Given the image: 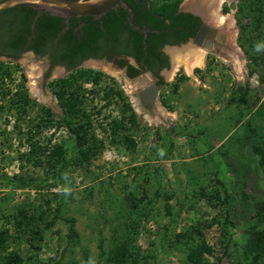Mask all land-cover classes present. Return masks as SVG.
I'll return each instance as SVG.
<instances>
[{
  "label": "rangeland",
  "instance_id": "rangeland-1",
  "mask_svg": "<svg viewBox=\"0 0 264 264\" xmlns=\"http://www.w3.org/2000/svg\"><path fill=\"white\" fill-rule=\"evenodd\" d=\"M176 1L189 0L150 4ZM218 12L234 19L242 70L208 52L188 73L170 51L190 42L167 48L155 121L126 87L143 77L112 63L43 82L31 54L0 58V264H192L201 245L203 264H250L248 230L264 240V0Z\"/></svg>",
  "mask_w": 264,
  "mask_h": 264
},
{
  "label": "trees",
  "instance_id": "trees-1",
  "mask_svg": "<svg viewBox=\"0 0 264 264\" xmlns=\"http://www.w3.org/2000/svg\"><path fill=\"white\" fill-rule=\"evenodd\" d=\"M127 2L134 11L133 21L139 26L138 29L128 22L129 12L123 7L109 10L99 19L84 16L83 19L87 23L81 31H84L82 36L86 37L85 42L81 44L78 43L79 39L74 34L73 27L67 29L62 17L43 11L36 19L39 10L30 4L3 10L0 12V57L6 56L16 60L26 50H34L36 54L44 55L51 52L48 47L54 48L53 41L57 39L58 45L51 57L54 63L65 64L70 69H74L86 58L106 56L111 59L114 54H118L123 57L132 56L140 64L143 62L140 69L129 65L132 77L140 74L146 67L159 74L161 67L168 64L167 56L161 51L162 46L187 42L197 33L202 21L199 16L190 12L179 11V1L165 9L153 7L151 0ZM75 22L76 18L73 17L71 23L74 25ZM122 64H125L124 58ZM80 75L88 79L96 78L91 71ZM23 100L33 102L28 95H25ZM66 104L73 108L78 105V100L71 97ZM43 110L50 112L47 107H43ZM66 121L71 127L70 120ZM125 141L129 147L135 145L134 140L129 137H126ZM248 233L250 235L244 248L245 255L250 264H264L261 260L264 240L253 228H250ZM207 250L206 245L198 246L189 254V261L192 264H203Z\"/></svg>",
  "mask_w": 264,
  "mask_h": 264
},
{
  "label": "water",
  "instance_id": "water-1",
  "mask_svg": "<svg viewBox=\"0 0 264 264\" xmlns=\"http://www.w3.org/2000/svg\"><path fill=\"white\" fill-rule=\"evenodd\" d=\"M21 4H30L37 7L39 12L36 16V19L39 14L45 11L53 16L62 17L65 21H69L70 17L80 18L83 16H93L95 18H101L109 10L122 6L129 12V21L131 25L139 28V26L135 25L134 21L132 20L134 11L127 0H0V12ZM179 10L191 11L195 15L200 16L202 19V24L197 33L187 42H190L189 44L195 47H212L215 43V40L211 38V33L215 28L208 21H206L200 13L184 6L180 7ZM142 30L145 31L144 29ZM187 42L174 45L171 48H179L180 45H184ZM0 58L12 60L6 56H2ZM32 60L35 63L44 65V62L39 58L33 57ZM129 61L130 60H128V62ZM158 91L159 88L148 80L147 82H140V84L134 90V94H140L142 97V102H148L149 99L154 102L157 98Z\"/></svg>",
  "mask_w": 264,
  "mask_h": 264
},
{
  "label": "bare ground",
  "instance_id": "bare-ground-1",
  "mask_svg": "<svg viewBox=\"0 0 264 264\" xmlns=\"http://www.w3.org/2000/svg\"><path fill=\"white\" fill-rule=\"evenodd\" d=\"M223 1L225 0H189L184 6L200 13L210 24L216 23L218 25L214 27L215 29L211 33V38L215 40L212 47L200 48L188 44L185 47L182 46L184 48L180 47L181 50L170 51L178 65L182 66L188 73H191L195 67L203 65L204 57L208 52H215L219 55L226 54V59L237 70H242L243 57L241 50L234 41V19L230 14L218 12V7ZM126 87L128 90H132L129 85ZM132 98L137 110L143 111L147 120L155 121L157 119L159 112H154L157 109L154 108L153 111H150L143 109V107L140 108V103H138L142 102L140 94H133Z\"/></svg>",
  "mask_w": 264,
  "mask_h": 264
},
{
  "label": "flooded vegetation",
  "instance_id": "flooded-vegetation-1",
  "mask_svg": "<svg viewBox=\"0 0 264 264\" xmlns=\"http://www.w3.org/2000/svg\"><path fill=\"white\" fill-rule=\"evenodd\" d=\"M120 7L122 6H119L117 7L116 9H119ZM37 8V7H36ZM124 8V7H123ZM38 9V8H37ZM180 11V10H179ZM185 12H190L192 13L191 11H185ZM194 14V13H192ZM195 15V14H194ZM198 16V15H196ZM84 17V16H83ZM83 17H80V18H76V22L74 23V25L71 23L72 21V18L73 17H70L69 18V21H65L64 20V23H66V28H70V27H73L74 29V34L77 35L79 41L78 43L81 44L83 42H85V35L82 36V32L84 31H81L82 28L86 25V21H84ZM134 17V15H133ZM133 17H132V20H133ZM200 17V16H199ZM96 19H99V18H96ZM201 19V17H200ZM95 20V19H94ZM202 21V19H201ZM128 22L130 23L129 21V14H128ZM131 24V23H130ZM136 25V24H135ZM134 26V25H132ZM135 29H138L136 26H134ZM143 28H140L141 31ZM145 30V29H144ZM53 44L55 45V47L58 45V40L55 39L53 41ZM174 45H178V44H164L161 48V51L164 52V54L167 56V61H168V64L165 65V66H162L160 71H159V74H156L152 69L146 67V68H143V70L141 71L140 74H138L137 76H130V73H129V65H134L136 67H138L139 69L141 68L143 62L140 64L134 57L132 56H121V55H118V54H114L113 57L111 59H108L106 56L104 57H90V58H86L84 59L81 63H79L74 69H70L68 68L65 64H62V63H54V59L51 57V53H54L56 51L55 47L52 48V46H49L48 49L51 51L50 53H46L44 55H38L36 54V52L34 50H26L23 52L22 55L24 54H31L32 57H36V58H39L40 60H42L44 62V65H41L43 70H44V73H43V82H45L47 79H49L51 77V75L53 74V70L58 68L60 70V73H71L73 71H76L77 69H79L81 66H83L85 63H87L88 61H91V60H96V61H105L107 63H112L113 65H115V67L119 68V69H122L123 72L125 73V75L129 78V79H135L137 77H143L141 82H147L148 80L154 84L155 86H157L159 88V91L157 93V98L156 100L153 102L152 100H148L147 102V105H149V110L150 111H153V109L155 108L156 109V106H157V100H158V96H159V93L161 91V89L163 88V86L165 85L166 83V76L171 72V69H172V61H171V57H170V54L169 52L167 51V48H171L172 46ZM21 55V56H22ZM20 56V57H21ZM19 57V58H20ZM18 58V59H19ZM123 58L125 59V64L123 65L122 64V60ZM128 60H130L128 62ZM59 73V71H58ZM146 74H148V76H150V78L148 79L147 77L144 78V75L146 76ZM41 76L38 77V82H39V79H40ZM140 84V82L133 87L132 89V92L134 94V90L137 88V86ZM146 105V104H145ZM147 107V106H146ZM152 108V109H151Z\"/></svg>",
  "mask_w": 264,
  "mask_h": 264
}]
</instances>
